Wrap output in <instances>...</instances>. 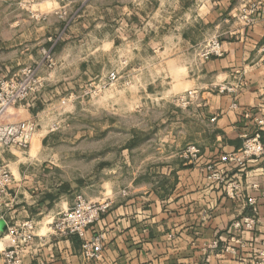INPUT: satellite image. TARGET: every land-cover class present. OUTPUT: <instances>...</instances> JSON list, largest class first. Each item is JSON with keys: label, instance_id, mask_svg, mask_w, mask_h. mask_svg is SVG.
Returning <instances> with one entry per match:
<instances>
[{"label": "crops", "instance_id": "crops-1", "mask_svg": "<svg viewBox=\"0 0 264 264\" xmlns=\"http://www.w3.org/2000/svg\"><path fill=\"white\" fill-rule=\"evenodd\" d=\"M91 4L97 41L93 66L97 71L104 67L101 52L111 56L118 28L129 72L137 69L138 87L122 92L124 110L148 116L149 100H155L157 117H146V127L131 128L146 131L147 138L128 140L123 146L124 167H109V175L131 180L127 186L109 181L83 190L78 184L56 181L45 146L61 99L79 82L70 75L71 67L83 72L84 65L68 56L48 78L43 70L44 90L14 109L18 120L37 123L31 146L0 151V161L14 179L0 202V264L8 246L7 227L27 220H34L37 227L23 264H241L243 258H255L264 250V158L245 166L225 159L259 131L257 120H264V4L261 0H91ZM252 4L261 12L256 24L248 27L241 19L242 9ZM10 32L12 37L0 47L7 51L0 77L41 58L37 42L42 36L33 26L14 23ZM101 35L108 37L101 40ZM215 36L223 44V57L200 59L199 48ZM69 47L65 49L77 51L76 45ZM221 87L228 91L222 93ZM187 91L197 92L196 100L189 106L176 104ZM107 99L110 114L116 104L111 94ZM115 130V123H108L103 131L109 137ZM103 143L110 162L113 138ZM190 145L201 151L199 164L185 156ZM206 164L239 182L241 197L228 198L221 183L207 179L200 170ZM77 195L111 203L85 237L103 234L99 261L84 259L83 239L61 238L50 229L58 214L73 207ZM252 199L255 207L249 203ZM254 209V230H237L236 222L253 216Z\"/></svg>", "mask_w": 264, "mask_h": 264}, {"label": "rangeland", "instance_id": "rangeland-1", "mask_svg": "<svg viewBox=\"0 0 264 264\" xmlns=\"http://www.w3.org/2000/svg\"><path fill=\"white\" fill-rule=\"evenodd\" d=\"M53 2L57 5L56 8L44 12L38 10L44 4ZM91 6V0H0V47L3 40L12 37L10 30L14 23L30 24L37 30V35L42 36L37 42L41 58L33 64L19 67L7 77L1 76L0 79L11 78L28 68L34 72L31 79V95L10 110L11 113H16L15 108L41 94L46 86V78L59 66L63 67L65 58L72 56L74 60L81 62L84 65L83 72H77L76 67H71L70 75L77 77L79 82L68 97L61 99L58 116L51 124L50 143L45 146L46 161L54 179L66 182L67 185L78 184L83 190H95L97 185L110 181L123 188L131 180L119 178L112 173L109 175L108 170L111 167H124L123 146L128 140L147 138L146 131L131 128L146 127L148 116L156 119V101L149 100L148 116H143L144 113L131 115L124 110L125 100L122 92H131L130 90H136L138 87L134 82L137 69L133 68V73L129 72L125 57L127 52L122 46L123 35L118 28L115 29L117 33L113 39L116 44L111 56L109 57L107 52H101L104 67L101 66L97 71L93 66V47L97 41L93 36ZM100 30L102 31V28ZM107 37L101 35L100 39L106 40ZM72 45H76L77 51L65 49ZM6 55L7 51L0 49V62H4ZM106 64L109 67H106ZM43 70L48 71L46 78L41 74ZM109 94L116 104V110L110 114L106 107ZM108 123H115L116 126L115 132L110 133L109 137L103 131ZM108 138H113L115 144L110 162L107 161V147L103 143ZM138 159L139 155L135 156V160ZM262 251L264 250L259 251L255 258H243L241 264L262 262Z\"/></svg>", "mask_w": 264, "mask_h": 264}, {"label": "built area", "instance_id": "built-area-1", "mask_svg": "<svg viewBox=\"0 0 264 264\" xmlns=\"http://www.w3.org/2000/svg\"><path fill=\"white\" fill-rule=\"evenodd\" d=\"M261 12L258 4H252L242 9L241 19L246 26L253 27L257 22V15ZM197 55L202 60L211 58H221L224 55L223 44L218 37L207 40L198 50ZM34 72L31 68L23 70L20 74L11 78L0 79V151L11 149L27 150L37 133V123L34 121H20L15 113L10 110L17 104L31 95V79ZM222 93L228 88H219ZM197 92L187 91L178 96L175 103L180 106H189L196 100ZM259 131L252 137L245 140L243 147L230 156L225 161L230 164L245 166L246 164L264 158V120H257ZM201 151L198 147L190 145L185 150V156L194 164H199ZM202 173L207 175V179L223 185L228 198L236 200L241 197L242 185L233 180H227L222 172L217 171L212 164H206L200 168ZM14 183L13 175L7 165L0 161V202L8 195ZM264 198V195H263ZM250 205L255 207L257 201L252 199ZM111 207L110 202H95L87 200L83 195H77L73 207L58 214L50 225V229L55 236L70 238L77 236L84 240L82 255L87 261H99L104 251L103 234L86 240V233L89 228L99 222L102 215ZM256 209L254 215L245 217L236 222L235 228L241 230H254L257 219ZM36 222L27 220L20 224L7 227L6 238L8 246L2 251L4 264H23V257L27 248L31 245L36 232ZM240 242V241H238ZM217 246V243L214 244ZM243 245V244H242ZM264 264V251L260 253ZM38 264H47L40 262Z\"/></svg>", "mask_w": 264, "mask_h": 264}, {"label": "clouds", "instance_id": "clouds-1", "mask_svg": "<svg viewBox=\"0 0 264 264\" xmlns=\"http://www.w3.org/2000/svg\"><path fill=\"white\" fill-rule=\"evenodd\" d=\"M261 3L264 4V0H261ZM24 7H26V5H23ZM57 5L53 2V3H46L44 4L42 7H40L38 10L41 11V12H44V11H48L49 9H54L56 8ZM242 8H243V5H242ZM35 11V9H34ZM39 17H37L38 19Z\"/></svg>", "mask_w": 264, "mask_h": 264}, {"label": "water", "instance_id": "water-1", "mask_svg": "<svg viewBox=\"0 0 264 264\" xmlns=\"http://www.w3.org/2000/svg\"><path fill=\"white\" fill-rule=\"evenodd\" d=\"M1 227V226H0Z\"/></svg>", "mask_w": 264, "mask_h": 264}]
</instances>
